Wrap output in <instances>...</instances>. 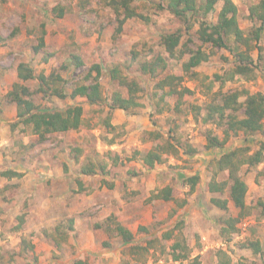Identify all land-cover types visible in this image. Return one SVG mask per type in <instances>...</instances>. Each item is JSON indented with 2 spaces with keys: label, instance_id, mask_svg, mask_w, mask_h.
I'll return each instance as SVG.
<instances>
[{
  "label": "rangeland",
  "instance_id": "rangeland-1",
  "mask_svg": "<svg viewBox=\"0 0 264 264\" xmlns=\"http://www.w3.org/2000/svg\"><path fill=\"white\" fill-rule=\"evenodd\" d=\"M108 1L0 0V174L6 170L20 174L13 179L0 175V264H73L75 259L88 264H177L170 256V246L177 239L188 248L190 259L196 258L200 264H218L219 250L228 252L231 264L241 260L260 264L259 258L243 245L258 240L264 249V208H255L250 217L241 220L227 241L219 236V219L235 217L237 210L232 204L226 213L212 206L211 197L224 199L227 194H210L207 184L212 178L218 183L227 181V173L216 172L213 160L237 148L248 149L249 154L258 150L264 143V127L259 134L238 133L222 148L209 149L207 139H222L223 134L221 127L204 121L203 107L211 94L219 91H237L241 101L247 93L264 94V36L258 44L261 56L256 50L251 53L253 79L235 76L225 80L234 59L227 51L215 49L214 55L195 69L199 76L185 78L182 83L193 95L182 102L181 111L172 110L176 101L170 99V109L158 114L151 99L157 93L155 84L181 66V61L171 59L159 44L160 36L180 30L179 48L183 50L187 45L196 49L200 46L198 24L191 18L193 27L187 32L185 20L153 5L160 0H133L131 6L145 20H127L117 35V18L106 6ZM231 1L238 8L239 27L249 33L253 26L247 19L248 7L258 0ZM57 6L64 10L61 18L52 12ZM220 7L218 4L204 20L214 24ZM41 24L45 47L35 54L33 47L38 43ZM203 48L207 50L206 45ZM133 51L139 54L138 60L162 56L166 69L157 72L158 78H150L139 70L137 62H132ZM74 57L83 65L77 67ZM19 63L30 65L35 76L58 74L68 93L83 81L92 65H100L98 82L105 101L90 105L79 97H45L36 93L35 80L21 82L34 92L32 100L40 108L64 109L74 104L83 108L85 126L79 131L52 134L37 144V136L22 125L11 127L16 107L4 97L17 81ZM112 68L137 82L141 88L137 94L140 107L129 112L110 110L113 93L127 96L126 88L110 77ZM210 82L211 92L206 93ZM148 132L159 134L161 141L175 138L181 144L177 155L163 154V161L152 169L141 162L142 155L154 144ZM184 144L197 153L185 155ZM99 164L106 175L101 174ZM92 165L95 175L83 176L81 169ZM194 173L199 181L190 192L186 180ZM239 175L247 184V204L257 199L264 204V159L252 168L241 166ZM164 186L172 188L173 201L154 198ZM21 215L25 217L22 229L12 232ZM155 215L159 223L154 222ZM109 216L132 233L130 245H122L114 233L105 232ZM69 219L74 221V231L57 251L43 232L51 234L55 226ZM171 229L170 239L163 237ZM22 240L33 249L21 251ZM148 243L151 248L147 252H131V247L148 248Z\"/></svg>",
  "mask_w": 264,
  "mask_h": 264
},
{
  "label": "trees",
  "instance_id": "trees-1",
  "mask_svg": "<svg viewBox=\"0 0 264 264\" xmlns=\"http://www.w3.org/2000/svg\"><path fill=\"white\" fill-rule=\"evenodd\" d=\"M133 0H109L106 6L110 7L117 18V28L115 30L118 35L123 24L129 19L145 20V17L137 14L134 7L131 6ZM220 4V10L217 15V20L214 24L207 23L204 19L212 13L216 6ZM158 10H167L170 14L178 19L185 20V31H190L193 24L190 23L191 18H195L194 22L198 24L196 36L200 42V46L196 49H191L185 45V49H180V30L173 33H168L160 36L159 44L164 47L171 59L181 61L180 69L176 73L167 74L159 78L155 84L156 94H153L152 101L155 111L158 114L169 110L168 101L175 99V105L172 110L180 112V105L186 99H190L193 91L184 87L182 83L185 78L196 79L199 74L195 69L202 63L207 62L214 55L215 49L227 51L234 59L232 69L228 72L225 80H232L235 76H241L248 80L253 79V63L251 53L256 50L258 57L261 56L262 47L259 46L260 39L264 36V0H258L256 3L248 7L247 19L251 22L253 28L247 34L241 30L238 24V8L231 0H160L159 3L153 4ZM52 12L57 17L61 18L64 14L63 8L57 6L52 9ZM40 36L38 37L37 45L33 47V52L37 54L45 47L44 42V24L40 26ZM189 42L191 40L189 39ZM207 46V50L203 46ZM139 54L132 52V62H137L139 70L150 78H158L157 72H163L166 69V62L162 56L156 54L149 60H138ZM47 58H45L46 61ZM184 59V60H182ZM75 65L80 67L83 62L74 57ZM95 72V76H91V72ZM100 65L94 64L90 67L89 72L84 76L83 81L77 84L71 92H66L61 83L63 79L58 75L51 73L48 76L39 74L34 75L33 68L26 63H19L16 68L17 81L13 84L10 91L5 94V99L9 103L15 104L16 119L11 127L20 124L24 129L29 130L32 135L37 136V144L43 143L49 135L67 133L70 131H79L85 126L83 117V108L79 104L67 106L64 109L40 108L33 100L34 92L22 84L35 80L38 83L36 93H42L45 97H57L59 99L68 98H84L90 105L99 104L105 101L102 96L101 85L98 82L100 76ZM110 77L118 81L119 86L126 88L127 96L123 97L119 92L113 93L110 99V110H123L126 112L132 111L140 104L137 95L141 88L134 80H127L121 76L118 68L110 70ZM207 79L206 77L204 80ZM222 80V78H221ZM211 85L206 86L207 92H211ZM159 92V94H158ZM200 108V107H199ZM198 108V112L200 109ZM204 121L212 122L219 128H222L223 138L219 139L216 136L207 139V148H222L229 138L238 133L250 136L259 134L263 131L264 121V94L257 92L254 94H245L244 100H240V94L237 91L217 92L212 93L210 101L204 105ZM241 112V114H240ZM241 115V116H239ZM89 127V125L87 126ZM149 137L153 138L152 148L141 157L142 164L148 169H152L155 165L160 164L162 155L171 154L177 155L180 143L174 138L173 141L162 140L160 135L155 132H148ZM258 150L249 154L248 149L237 148L233 149L220 158L214 159L213 164L216 172H226L227 181L218 183L212 178L207 189L210 194H227L225 199L211 197L210 204L219 211L228 212L229 202L233 208L237 210V215L220 218L221 228L219 236L228 241L231 234H234L237 229L236 225L244 218L250 217L253 210L259 206L264 208V204L260 200H252L250 204L246 202L247 184L239 175L241 166L246 165L249 168L255 167L262 163L264 159V143L259 144ZM184 147L185 155H195L197 150L186 144ZM94 165L91 167H83L81 174L83 176L95 175ZM102 175L107 172L103 165H98ZM1 177L13 179L19 177L20 174L12 170L1 172ZM199 181V176L194 174L188 177L186 182L190 192L194 191L195 186ZM80 184V182H79ZM112 187V184L108 185ZM154 198L161 201H173V191L169 186H164L154 194ZM186 200H184V203ZM181 203L179 206H182ZM154 222L159 223L156 215L153 216ZM18 224L12 228V232H19L25 223L23 215L17 217ZM66 224L55 226L51 234L44 231L46 238L51 240L57 251L62 248L63 243L67 242L68 236L74 231V221L69 219ZM176 228V227H175ZM105 232L114 233L122 241V245L127 246L133 242L132 233L125 228L114 216H109L105 221ZM174 229L166 232L163 237L170 239ZM185 243V242H184ZM244 248L251 250L252 255L259 258L260 264H264V249L258 240H251L243 245ZM151 248V243H148V248L141 246L131 247V252L137 255L143 250L147 252ZM32 250L25 240L21 241V251ZM170 256L174 263L177 264H200L198 259H190V252L185 244L177 239L171 246ZM218 264H231L230 255L226 250H219L216 254ZM73 264H88L86 261L75 259ZM238 264H257L246 260H241Z\"/></svg>",
  "mask_w": 264,
  "mask_h": 264
},
{
  "label": "crops",
  "instance_id": "crops-1",
  "mask_svg": "<svg viewBox=\"0 0 264 264\" xmlns=\"http://www.w3.org/2000/svg\"><path fill=\"white\" fill-rule=\"evenodd\" d=\"M226 147V146H225ZM261 164V163H260ZM13 171V170H12ZM14 172H16L15 170H14ZM18 173V172H17ZM194 174H197V173H194ZM198 175V174H197ZM62 176V175H61ZM227 197V196H226ZM225 199V198H224ZM231 205V203L229 202V206Z\"/></svg>",
  "mask_w": 264,
  "mask_h": 264
}]
</instances>
